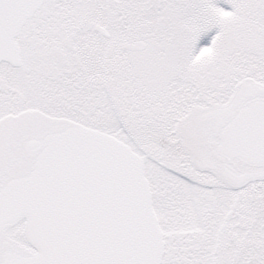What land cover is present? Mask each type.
<instances>
[{"label": "flooded vegetation", "instance_id": "af4514ba", "mask_svg": "<svg viewBox=\"0 0 264 264\" xmlns=\"http://www.w3.org/2000/svg\"><path fill=\"white\" fill-rule=\"evenodd\" d=\"M170 1L42 0L15 39L21 66L1 63L19 71L16 87L26 92L14 94L0 81V104L9 115L0 127V201L10 181L31 171L40 137L68 128L103 129L109 122L100 120L119 113L121 128L182 134L139 151L130 146L143 161L162 232L160 264H261L252 257L264 255V181H243L264 166L247 163L245 141L237 152L226 148L221 137L230 121L212 115L237 87L216 102L215 94L199 91L197 66L184 73L183 56L189 48L197 56L199 43L170 34L177 29L168 18L179 13L175 5L168 9ZM191 14L197 29L199 6ZM24 222L0 219V264L9 251L35 254Z\"/></svg>", "mask_w": 264, "mask_h": 264}, {"label": "water", "instance_id": "95a60500", "mask_svg": "<svg viewBox=\"0 0 264 264\" xmlns=\"http://www.w3.org/2000/svg\"><path fill=\"white\" fill-rule=\"evenodd\" d=\"M42 0H0V64L21 66L15 39ZM264 84L240 83L229 102L212 113L229 122L221 141L247 163L264 166ZM251 103L241 107L243 103ZM32 169L1 194L0 219H24L35 254L6 252L3 264H160L162 232L152 206L143 161L106 133L68 128L40 137ZM264 181L248 173L244 183Z\"/></svg>", "mask_w": 264, "mask_h": 264}, {"label": "rangeland", "instance_id": "374dc122", "mask_svg": "<svg viewBox=\"0 0 264 264\" xmlns=\"http://www.w3.org/2000/svg\"><path fill=\"white\" fill-rule=\"evenodd\" d=\"M242 1L239 5L238 0H173L169 3L168 9H171L170 5H175L179 12L177 17L168 18L177 29L176 32L170 31V34L176 36V41L199 43L197 56L193 58L191 48L183 56L184 73L190 74L191 64L197 66L199 91L215 94L213 100L216 102L226 101L235 87L242 82L264 84V0ZM194 4L199 6L200 20L197 29L192 23L191 9ZM238 9H244L245 12L240 16ZM206 12L209 13L210 19ZM36 20L30 21L28 25L36 24ZM29 50L30 48L26 47L24 56L27 60L23 63L25 67L30 66L31 54L27 53ZM30 73V70L25 71V74ZM18 74V70L0 64V81L7 83L8 90L12 93L14 91V94H21L24 90L16 87ZM25 74L23 73V78ZM1 105L0 127H4L8 125L9 115ZM103 117L107 116L103 114ZM120 118L118 113L117 116H110L108 120L101 119L100 122L109 123H103L105 128L98 131L121 140L135 151L150 143L157 144L156 141H173L182 136L181 131L173 129L121 128L120 123L116 124ZM111 121L115 122L110 124ZM166 147L164 146V149ZM161 162L158 159L156 168L161 167ZM252 259L264 264L262 254L258 253Z\"/></svg>", "mask_w": 264, "mask_h": 264}]
</instances>
